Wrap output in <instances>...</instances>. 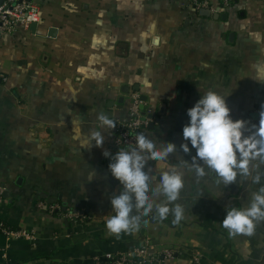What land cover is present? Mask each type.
I'll list each match as a JSON object with an SVG mask.
<instances>
[{"label":"crops","instance_id":"0c3cea01","mask_svg":"<svg viewBox=\"0 0 264 264\" xmlns=\"http://www.w3.org/2000/svg\"><path fill=\"white\" fill-rule=\"evenodd\" d=\"M33 2L40 15L36 33L17 26L0 35V69L7 75L0 83V218L13 232L32 235L0 230V264H109L149 243L154 253L173 249L164 264H193L195 255L203 264H264V220L255 222L251 236L230 237L222 227L227 211L248 207L264 185V162L252 161L248 176L237 170L236 181L225 185L197 160L205 169L197 177V150L183 137L188 109L209 90L225 97L233 120L248 122L245 136L259 124L264 0H236L211 16L191 0ZM135 96L152 115L145 135L158 148L171 142L176 150L164 162L146 158L153 210L145 216L134 208L139 230L116 236L105 221L115 214L110 200L123 186L103 153L133 149L113 141ZM101 113L115 121L114 129L99 126ZM95 131L102 147L92 140ZM171 170L182 172L185 182L169 204L184 208L178 224L171 212L161 220L155 210L167 202L156 189L162 172ZM258 172L259 185L252 182Z\"/></svg>","mask_w":264,"mask_h":264},{"label":"clouds","instance_id":"9594fccd","mask_svg":"<svg viewBox=\"0 0 264 264\" xmlns=\"http://www.w3.org/2000/svg\"><path fill=\"white\" fill-rule=\"evenodd\" d=\"M230 112L225 97L209 90L188 109L187 115L190 119L183 127L185 141H190L191 146L197 150L196 156L193 157L197 177L205 175L204 167L196 163L201 160L215 171L225 185L236 181L237 170L240 175L248 176L252 161L259 159L264 162V111L260 113L259 124L252 125L254 131L247 136L244 129L248 122L243 119L233 120ZM97 120L101 128L116 127L115 121L103 113L98 115ZM92 140L96 141V146H103L104 138L99 131L92 133ZM136 146L131 150L120 149L114 155L107 150L103 153L111 160L108 166L111 175L123 186V190L113 195L110 200L115 214L105 221L108 232L116 236L139 230L140 218L131 215L134 208L143 209L145 216L153 210L150 200V175L144 170L146 158L164 162L169 154L176 150V145L171 142L158 148L156 142L143 133L136 135ZM181 147L184 152L190 150L187 143ZM261 177L262 174L258 172L252 182L261 184ZM91 180L92 177L89 181ZM184 183L182 172H162L156 192L162 193L167 202L155 206L159 219H166L170 212L174 215V223L178 224L184 218V208L181 205L169 207L171 202L179 199ZM259 220H264V185L252 193L248 207L230 208L222 221V227L230 237L251 236L256 227L255 222Z\"/></svg>","mask_w":264,"mask_h":264},{"label":"built area","instance_id":"2783aa9c","mask_svg":"<svg viewBox=\"0 0 264 264\" xmlns=\"http://www.w3.org/2000/svg\"><path fill=\"white\" fill-rule=\"evenodd\" d=\"M196 11L208 8L212 12L216 10H229L236 0H191ZM40 18L39 9L33 0H3L0 4V35L10 31L17 26L29 28L31 23L38 22ZM7 75L0 69V81L4 82ZM1 82V83H2ZM142 100L135 96L130 118L117 127V134L114 138V145L117 147L136 148V135L145 134L147 126L152 118L143 114ZM0 230L9 235L12 233L20 234L25 237H32L28 231L13 232L6 223L0 218ZM154 246L147 245L138 248L134 252L117 255L109 264H164L167 258L173 257L172 248H164L156 253L153 252ZM193 264H203L198 255L193 257Z\"/></svg>","mask_w":264,"mask_h":264},{"label":"water","instance_id":"95a60500","mask_svg":"<svg viewBox=\"0 0 264 264\" xmlns=\"http://www.w3.org/2000/svg\"><path fill=\"white\" fill-rule=\"evenodd\" d=\"M2 1H3V0H0V4L2 3ZM201 14H202V15H205V16H211V15H212V11H211L210 9H208V8H202V9H201ZM213 15H214L215 18H218V17H219V13H214ZM222 16H223L224 18H227V13H224V15H222ZM37 26H38V23H37V22H33V23H31V25H30V30H31L33 33H36V31H37ZM55 32H56V29H55V28H51V29H50V32H49V35H51V36H55ZM122 91L125 92V93H129L130 88H129L128 86H125L124 88H122ZM124 100H125L124 97H120V99H119V103H123ZM111 102H112V103H111L110 105H111V106L114 105V101H111ZM142 109L144 110V105H142ZM143 114H146V112L144 111ZM148 116H149V117H152L151 114H149ZM153 124H154V123L151 122V123H150V127H152ZM0 187L5 188V185L0 183ZM3 195H4L5 197H9V196H10V192H9L7 189H4ZM47 200H48V202H49L50 204H53V203H55V201H56V199H55V201H51V197H49ZM62 209L65 210V211L67 210V204H66L65 202H64L63 205H62ZM56 211H59V208H58ZM45 212H46V211H45ZM76 212H77V211H76Z\"/></svg>","mask_w":264,"mask_h":264},{"label":"trees","instance_id":"16d2710c","mask_svg":"<svg viewBox=\"0 0 264 264\" xmlns=\"http://www.w3.org/2000/svg\"><path fill=\"white\" fill-rule=\"evenodd\" d=\"M2 82V80L0 81V83Z\"/></svg>","mask_w":264,"mask_h":264}]
</instances>
